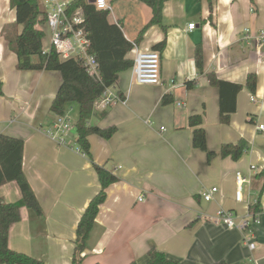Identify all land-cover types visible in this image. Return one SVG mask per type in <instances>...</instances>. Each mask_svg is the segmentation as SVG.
Returning a JSON list of instances; mask_svg holds the SVG:
<instances>
[{"label": "crops", "instance_id": "obj_1", "mask_svg": "<svg viewBox=\"0 0 264 264\" xmlns=\"http://www.w3.org/2000/svg\"><path fill=\"white\" fill-rule=\"evenodd\" d=\"M121 1L129 3L131 15L109 18L134 42L152 10L139 0ZM40 3L45 11L43 0ZM163 16L166 31L160 25L149 27L127 56L134 61L137 53L154 50L166 40L160 84L136 83L133 68L119 75L110 90L121 101L106 109L96 105L89 122L116 126L117 132L110 140L89 137L92 161L78 151L76 125L66 145L46 134L56 120L51 107L62 74L18 69L10 40L22 26L10 0H0V135L24 140L23 169L43 208L42 216L21 209L22 220L9 232L13 251L44 264H72L81 216L102 188L93 167L97 163L119 180L107 190L82 264H146L151 248L179 264H264V191L257 177L264 171V131L258 129L264 125V41L245 40L246 29L252 36L264 32V0H212V9L209 0H172L166 2ZM191 23L196 27L190 31ZM37 29L48 31L44 24ZM198 44L204 51L203 74L195 64ZM210 72L241 85L249 74L258 79L255 94L247 87L238 94L227 125L220 123V92L208 81ZM165 95L173 102L164 105ZM72 104L64 116L72 120L74 115L78 121L79 105ZM195 114L203 115L210 150L219 152L222 145L244 139L250 149L238 161L218 155L209 163L206 153L192 145L189 120ZM237 172L250 174L252 180L241 203L235 197ZM212 187L220 192L206 202L202 193ZM0 198L7 203L21 200L20 186L15 181L2 185ZM258 201L252 250L243 232L227 229L215 216L220 208L246 216Z\"/></svg>", "mask_w": 264, "mask_h": 264}, {"label": "trees", "instance_id": "obj_2", "mask_svg": "<svg viewBox=\"0 0 264 264\" xmlns=\"http://www.w3.org/2000/svg\"><path fill=\"white\" fill-rule=\"evenodd\" d=\"M149 6L152 10L150 22L142 28L139 37L130 41L122 31L118 23L110 21V9L99 10L94 3L87 0H73L70 11L76 8H84V27L87 32L90 45L89 52L96 55L100 68V79L92 78L87 69L78 60L62 59L57 52L49 54L42 52L44 31L37 29L38 25L46 23V13L40 0H10V4L16 10V20L22 31L10 40V48L18 55V69L27 70H49L62 74V84L53 100L51 112L54 116L61 117L65 114L66 106L71 103L79 105V116L76 124V143L90 160L93 161L89 137L98 135L103 139L110 140L117 132L116 126L101 128L90 126L89 122L94 116L98 100L104 95L107 89L113 87L119 79V75L126 70L132 69L134 61L127 56L132 49L138 45L144 36L145 31L155 25H160L164 31L163 10L166 2L172 0H139ZM255 3V0H251ZM212 9V0H209ZM212 17V14H210ZM210 17V18H211ZM166 40L154 47V50L162 53L165 51ZM195 64L201 74L204 73V51L201 44L196 46ZM211 85L219 89L220 95V123L229 124L231 116L236 112L238 94L247 87L252 94L257 91L258 79L255 74H249L246 84H235L229 81H221L214 72L207 75ZM195 82L189 83L188 88L193 89ZM2 83L0 82V94H3ZM173 102L169 95L163 97V104ZM203 115L195 114L189 120L193 129V148L200 149L207 155V161L220 156L221 158L231 157L234 161L240 160L250 149L249 143L244 139L238 143H228L221 147L219 152L210 150L207 147V132L203 128ZM24 140L0 135V187L4 184L15 181L21 188L22 198L14 203H7L0 198V264H44L25 253L13 251L9 247V232L11 227L20 222L21 209L27 207L34 210L38 216L43 215V208L38 201L35 192L30 186L23 169ZM99 182L102 186L100 192L95 196L81 216L77 228V240L75 255L72 264H82V254L86 251L91 232L96 224L100 207L106 202L107 190L119 179L104 165L93 163ZM258 179L263 180L261 191H264V171ZM250 211L260 213V201L250 206ZM100 264V263H98ZM131 264H137L131 262ZM146 264H179L178 261L170 258L165 252L151 248L148 252Z\"/></svg>", "mask_w": 264, "mask_h": 264}, {"label": "built area", "instance_id": "obj_3", "mask_svg": "<svg viewBox=\"0 0 264 264\" xmlns=\"http://www.w3.org/2000/svg\"><path fill=\"white\" fill-rule=\"evenodd\" d=\"M88 1V0H87ZM46 12V30L43 39L42 52L49 54L55 51L62 59H75L87 69L89 75L96 80L100 79V68L95 54L89 52L90 41L84 27V8L78 7L74 12L70 11L71 1L69 0H43ZM90 3V2H89ZM94 4L99 10L110 9L107 0H94ZM196 24L191 23L189 30L195 29ZM245 40H256L257 42L264 41V32L252 36L248 29L245 30ZM46 40L48 45L46 46ZM161 54L154 50H147L137 53L133 72L136 83L140 85L156 86L160 84L161 77ZM111 89V87H110ZM110 89H107L104 95L98 100L97 105L103 108H109L111 104L121 101L117 94H114ZM255 101V98H252ZM75 128L72 120L61 115L57 117L55 122L49 126L45 132L53 140L60 145L67 144L68 134ZM259 130L264 131V125L258 127ZM79 151V149H78ZM256 167L252 166V170ZM236 180V201L244 202L245 187L251 185V175H244L237 172ZM220 192L218 187H212L209 191L203 192L202 197L206 202H211L215 199V195ZM143 201L142 198H139ZM259 214L247 212L246 216H239L233 210H225L220 208L216 212L215 220L223 224L227 229H236L244 233V239L248 246L254 250L256 248L255 242L250 238L252 236L253 227L259 224Z\"/></svg>", "mask_w": 264, "mask_h": 264}, {"label": "rangeland", "instance_id": "obj_4", "mask_svg": "<svg viewBox=\"0 0 264 264\" xmlns=\"http://www.w3.org/2000/svg\"><path fill=\"white\" fill-rule=\"evenodd\" d=\"M110 6V18H125V16H130V5L128 2H123L121 0H107ZM45 25V24H44ZM75 106L76 104H72ZM73 125H76L77 118L74 115H71ZM219 196V195H218Z\"/></svg>", "mask_w": 264, "mask_h": 264}, {"label": "water", "instance_id": "obj_5", "mask_svg": "<svg viewBox=\"0 0 264 264\" xmlns=\"http://www.w3.org/2000/svg\"><path fill=\"white\" fill-rule=\"evenodd\" d=\"M88 2H90V3H94V0H88Z\"/></svg>", "mask_w": 264, "mask_h": 264}]
</instances>
